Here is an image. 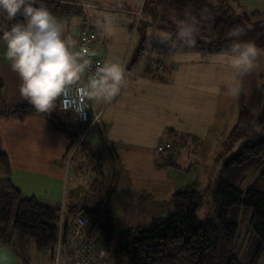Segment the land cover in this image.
Listing matches in <instances>:
<instances>
[{"label":"trees","instance_id":"obj_1","mask_svg":"<svg viewBox=\"0 0 264 264\" xmlns=\"http://www.w3.org/2000/svg\"><path fill=\"white\" fill-rule=\"evenodd\" d=\"M218 2L143 0L140 15L144 13L148 19L138 18L134 29L139 36L138 45L124 63L126 72L133 68L148 46L147 27L159 22L157 27L164 33L174 34L177 21L188 14L198 20L204 17L196 49L219 51L226 47L230 42L226 34L237 25L246 28L241 39L251 40L264 48L263 14L255 9L241 14L230 13ZM42 3L55 17L69 18L83 13L80 0H42ZM7 23L0 19V25ZM150 50L157 53L154 63H161L160 67L165 63L163 59L167 60L174 51L163 44L150 45ZM150 70L149 64L148 72ZM34 112L35 108L29 104L9 105L5 84L0 78V116L24 118ZM237 112L236 122L227 133L229 143L225 151L230 152L223 159L214 182L206 186L205 194L199 191V181H193L173 193L165 214L152 216L143 224L116 228L110 210L111 191L107 190L104 197L100 195L103 184L98 175L91 183L97 194L96 204L90 207L65 205V229L69 228L75 214L83 211L93 222L92 234H97V241L107 253L112 251L113 264H218L220 247L225 264H259L264 255V97L258 113L249 111L243 103ZM60 113L56 109V112L43 114L50 126L68 136L76 152L85 149L93 152L80 138L85 128L78 130L62 121ZM183 140L181 136L173 139L172 148L166 151L176 153ZM92 154L100 159L98 151ZM172 163L173 158L168 156L166 164ZM0 171L5 175L0 179V243L11 246L14 239L17 243L32 240L38 254L45 252L50 257L56 244L61 205L50 206L33 196H24L8 177L10 165L5 152H0ZM246 182L248 185L243 189ZM205 203H210L212 210L200 218L197 213ZM240 206L244 213L249 212L247 225L255 246L251 259L244 262L233 253L239 238Z\"/></svg>","mask_w":264,"mask_h":264},{"label":"crops","instance_id":"obj_2","mask_svg":"<svg viewBox=\"0 0 264 264\" xmlns=\"http://www.w3.org/2000/svg\"><path fill=\"white\" fill-rule=\"evenodd\" d=\"M80 3L85 4L81 0ZM100 8L119 11L104 5ZM82 24L91 27L86 22L78 23L73 38L75 50ZM95 48L102 54V62L111 58L104 42ZM172 48L174 51L163 67L161 63L149 62L136 69V62L126 72V87L117 97L106 103H91L90 115L98 113L99 122L80 136L92 150L96 148L100 163L105 160L110 164L101 177L103 188L111 191L110 210L116 228L146 223L164 207L169 208L173 193L191 181H186L182 168L173 170L177 167L175 160L167 167V157L172 158L173 151L159 152L157 145L180 136L184 138L183 145L189 140L193 143L206 140L221 117L219 109L232 100L229 99L232 95L225 90L215 95L207 90L216 83L211 63L216 50L185 49L179 44ZM193 52L199 55L198 61L176 58ZM0 78L5 84L9 105L29 104L19 93V78L3 58L2 46ZM61 120L78 130L85 128L72 113H61ZM72 150L68 136L50 126L41 112L24 118L0 116V152L7 154L8 177L24 196H33L50 206L63 203L66 169H75L73 158L65 160ZM1 178L5 175L0 171ZM120 192L124 196L118 197ZM72 203L67 201L66 206Z\"/></svg>","mask_w":264,"mask_h":264},{"label":"clouds","instance_id":"obj_3","mask_svg":"<svg viewBox=\"0 0 264 264\" xmlns=\"http://www.w3.org/2000/svg\"><path fill=\"white\" fill-rule=\"evenodd\" d=\"M0 46L3 58L19 78V93L36 111L50 113L57 109L71 110L75 116L85 117L91 103H106L117 97L126 87L125 65L105 59L93 63L94 52L87 48L75 50L74 42L64 36V26L42 0H0ZM103 28L111 35L113 22L104 17ZM188 14L177 21L175 33H162V42L175 41L181 48H195L200 23ZM246 28L237 25L226 36V47L211 56L216 80L207 90L210 94L227 91L239 97L244 79L259 68L264 48L251 40L241 39ZM185 62L198 61L199 55L180 54Z\"/></svg>","mask_w":264,"mask_h":264},{"label":"rangeland","instance_id":"obj_4","mask_svg":"<svg viewBox=\"0 0 264 264\" xmlns=\"http://www.w3.org/2000/svg\"><path fill=\"white\" fill-rule=\"evenodd\" d=\"M85 4L83 6V13L81 15H75V17H63L58 19L64 26V36L73 41L76 36V30L78 23L86 22L90 24L95 32V44L100 46L101 43H105L110 51L109 59L120 61L124 64L127 58L133 53L138 45L139 36L135 35V26L138 18L148 19V17L140 10L143 0H81ZM219 6L225 11H229L234 14H241L243 12H250L259 10L264 16V0H219ZM113 7L119 11H105L100 6ZM124 10V11H122ZM104 17H111L113 22V31L111 35H106L103 23ZM159 22L147 27V47L144 54L137 60L136 69H139L144 64L149 62L154 63L157 58V53L150 50V45L163 44L166 47H172L175 42H162L161 34L164 33L159 27ZM102 33L99 35V33ZM106 59V58H105ZM165 62L166 59H163ZM259 68L249 76L245 77L243 98L240 96H230V103H225L219 109V119L215 122L213 129L210 132L208 138L204 141H187L186 145L179 146L176 153H172V158L175 160L177 167L173 170L176 172L178 168H182V172L186 177V181L193 182L199 181L201 193H206V186L214 182V179L219 171L222 161L229 154L230 151L226 150V144L229 143L228 131L235 124L238 116V106L243 103L244 106L253 113H258L260 110L263 97H264V57L259 58ZM227 104V105H226ZM229 105V106H228ZM227 106V110H226ZM56 112V110H54ZM59 112V111H58ZM61 114V113H60ZM59 114V115H60ZM94 114V113H93ZM98 114V113H97ZM85 124V123H84ZM92 127V126H91ZM85 125L83 133L91 128ZM82 139V138H81ZM74 148V147H73ZM68 153L66 162L70 154V158H73V170L66 169L64 177L63 188V203L67 204V201H72L74 204L90 207L95 205L97 201V194L93 190L91 183L94 177H101V172H106L110 168V164L107 165L104 161H99L96 155L92 153L96 152V148L91 152L89 149L84 151H77ZM102 153V152H101ZM71 162V161H70ZM170 165H167V167ZM103 167V168H102ZM101 171V172H99ZM109 180H106L108 183ZM248 185L246 182L242 188L244 189ZM108 187V186H107ZM106 188H102L100 191L101 196H105ZM124 196L120 192L118 197ZM72 203V204H73ZM60 204V205H61ZM61 207V206H60ZM170 207V206H169ZM165 208L161 213H155L156 215H163L166 213ZM212 205L205 203L199 210L198 216L203 218L210 213ZM239 238L235 243L233 253L241 261H248L251 259L255 246L253 245V235L247 225V219L249 212L244 213L243 207L240 206L239 210ZM116 216V213H114ZM122 225V224H121ZM94 236L97 234L94 232ZM219 263L225 264V258L222 256V247L219 248ZM49 254H38L34 249L32 240H27L24 243H17L16 240H12L11 246H6L0 243V264H47V258ZM107 259L109 264H113L112 251L107 253ZM259 264H264V255Z\"/></svg>","mask_w":264,"mask_h":264},{"label":"built area","instance_id":"obj_5","mask_svg":"<svg viewBox=\"0 0 264 264\" xmlns=\"http://www.w3.org/2000/svg\"><path fill=\"white\" fill-rule=\"evenodd\" d=\"M95 45V32L90 26L82 25L77 33L76 50L87 48L95 53L92 57L93 63H102V54L96 50ZM90 108L91 104L85 117L75 116L79 123H85L88 127L99 122V114L94 113L90 115ZM57 109L62 114L72 113L71 110L67 112L61 111L59 105ZM75 148L76 146L72 152ZM170 148H172L170 141L158 144L156 147L159 152L169 150ZM68 159H70V154ZM64 210V204H61L60 219L57 223L56 244L52 254L47 258V264H108L106 250L92 234L91 228L93 222L91 218L83 211H79L73 217L69 228L65 229Z\"/></svg>","mask_w":264,"mask_h":264}]
</instances>
